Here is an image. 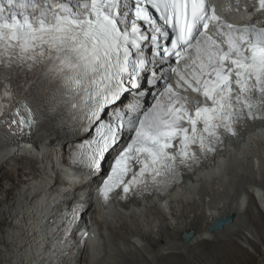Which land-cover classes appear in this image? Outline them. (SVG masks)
I'll use <instances>...</instances> for the list:
<instances>
[{
  "label": "snow or ice",
  "instance_id": "1",
  "mask_svg": "<svg viewBox=\"0 0 264 264\" xmlns=\"http://www.w3.org/2000/svg\"><path fill=\"white\" fill-rule=\"evenodd\" d=\"M254 11L264 13V0ZM6 68L39 70L47 85L42 100L18 104L19 119L10 121L18 130L37 123L43 106L94 134L76 153L88 169L100 171L111 156L100 189L105 203L116 189L125 197L164 190L239 126L264 121V28L228 22L209 0H0ZM161 81L153 106H125L126 94L139 97L149 84L151 94ZM82 210L71 207L53 221V256L63 254Z\"/></svg>",
  "mask_w": 264,
  "mask_h": 264
},
{
  "label": "bare ground",
  "instance_id": "2",
  "mask_svg": "<svg viewBox=\"0 0 264 264\" xmlns=\"http://www.w3.org/2000/svg\"><path fill=\"white\" fill-rule=\"evenodd\" d=\"M213 1L222 4V0ZM36 82L31 79L21 85L19 94ZM3 83L0 80V86ZM9 104L8 96L0 93V112ZM62 123L55 121L29 143L0 144V171L14 158L27 159L39 167L37 173L16 178L8 191L0 184L4 191L0 197V264H40L44 260L42 228L60 201L55 194L64 186L87 189L78 187L76 178L63 166L70 140L64 137ZM216 162L191 176L164 200L153 198L124 210L116 205L103 208L93 201L84 223L95 237L77 264L250 262L253 257L235 237L256 230L263 238L250 205L254 202L264 213V125L245 131L242 140L220 154ZM226 218H232V223L211 230L216 220ZM4 224H9L8 228L3 229ZM192 231L194 239L185 243L184 234ZM247 242L253 245L249 237Z\"/></svg>",
  "mask_w": 264,
  "mask_h": 264
},
{
  "label": "rangeland",
  "instance_id": "3",
  "mask_svg": "<svg viewBox=\"0 0 264 264\" xmlns=\"http://www.w3.org/2000/svg\"><path fill=\"white\" fill-rule=\"evenodd\" d=\"M38 166L32 165L27 159L19 160L17 158H14L11 163L6 164L2 171H0V184L4 191H8L11 187L13 188L15 186V179L18 178L20 180L23 179L22 175L30 174L32 171L38 170ZM22 170H25L24 172ZM27 171V173H26ZM21 173V177L20 174ZM4 191L0 189V197H4ZM254 203V202H253ZM251 203V209L253 210V214L257 218V222L261 226V232L263 234V238L260 235V232L254 231V233L246 231L245 234H243V237H235V240L239 242L240 245L245 248L249 254L253 257L250 262L247 264H264V213L260 212L256 204ZM245 219L248 220V222H251V219L248 214H245ZM13 219L9 220V223H11ZM9 224H4L2 226L3 229L8 228ZM1 231V227H0ZM196 234V233H195ZM248 237L252 241L253 245L249 244L247 242ZM210 246V245H209ZM252 261V262H251ZM218 264V263H216ZM221 264V263H220ZM225 264V263H222ZM234 264H239L238 262H235Z\"/></svg>",
  "mask_w": 264,
  "mask_h": 264
},
{
  "label": "water",
  "instance_id": "4",
  "mask_svg": "<svg viewBox=\"0 0 264 264\" xmlns=\"http://www.w3.org/2000/svg\"><path fill=\"white\" fill-rule=\"evenodd\" d=\"M217 222H219V224H220V227H218L217 229H222V228H224L226 225L232 223V218H226V219H224V220H216V221L214 222V224H217ZM214 224H213V225H214ZM194 237H195V232H194V231L189 232V233H185V234H184V242H185V243H189V242H191V241L194 239Z\"/></svg>",
  "mask_w": 264,
  "mask_h": 264
}]
</instances>
